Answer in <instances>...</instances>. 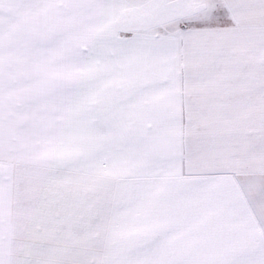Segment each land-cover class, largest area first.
<instances>
[{
  "label": "snow or ice",
  "instance_id": "1",
  "mask_svg": "<svg viewBox=\"0 0 264 264\" xmlns=\"http://www.w3.org/2000/svg\"><path fill=\"white\" fill-rule=\"evenodd\" d=\"M0 264H264V0H0Z\"/></svg>",
  "mask_w": 264,
  "mask_h": 264
}]
</instances>
